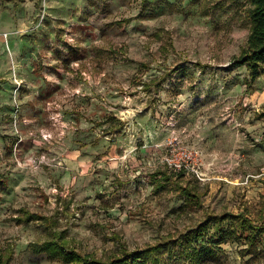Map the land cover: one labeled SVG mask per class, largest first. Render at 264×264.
Wrapping results in <instances>:
<instances>
[{"label": "rangeland", "instance_id": "374dc122", "mask_svg": "<svg viewBox=\"0 0 264 264\" xmlns=\"http://www.w3.org/2000/svg\"><path fill=\"white\" fill-rule=\"evenodd\" d=\"M248 7L245 0H0L7 264H61L32 250L52 230L102 257L184 231L209 212H246L261 224L256 247L240 238L219 245L223 264H264V219L256 215L264 71L249 85L245 67L232 66L248 34ZM184 153L180 175L165 158Z\"/></svg>", "mask_w": 264, "mask_h": 264}, {"label": "trees", "instance_id": "16d2710c", "mask_svg": "<svg viewBox=\"0 0 264 264\" xmlns=\"http://www.w3.org/2000/svg\"><path fill=\"white\" fill-rule=\"evenodd\" d=\"M245 2L249 6L246 15L248 34L245 45L233 58L232 66H244L248 73V84L251 85L264 71V0H245ZM166 169L165 163L164 168L156 170L155 174L166 177ZM177 173L181 175L183 168L178 169ZM178 188L188 200L199 204V196L187 185L179 184ZM245 213L234 215L227 212H209L202 221L184 231L167 233L141 248L129 250L121 247L119 251L102 257L81 252L70 245L63 232L55 230L50 231L46 239L34 243L32 250L61 264H223L219 245L229 238L243 239L247 249L256 247L261 241V224L255 222L253 216ZM24 214L27 220L34 216L28 212ZM256 215L264 219V190H262V203ZM36 217L43 221L49 220L44 216L36 215ZM227 220L234 223L233 230H225L221 227V224ZM210 227L214 233L205 239L204 235ZM9 250L0 251V264L8 263L11 256Z\"/></svg>", "mask_w": 264, "mask_h": 264}, {"label": "built area", "instance_id": "2783aa9c", "mask_svg": "<svg viewBox=\"0 0 264 264\" xmlns=\"http://www.w3.org/2000/svg\"><path fill=\"white\" fill-rule=\"evenodd\" d=\"M189 157H190V153H184L182 156H179L175 160H172L167 157L165 158V160L167 161L169 165L175 166V168L178 170V169H181L182 166H184V161H187Z\"/></svg>", "mask_w": 264, "mask_h": 264}, {"label": "crops", "instance_id": "0c3cea01", "mask_svg": "<svg viewBox=\"0 0 264 264\" xmlns=\"http://www.w3.org/2000/svg\"><path fill=\"white\" fill-rule=\"evenodd\" d=\"M156 171V170H155Z\"/></svg>", "mask_w": 264, "mask_h": 264}]
</instances>
